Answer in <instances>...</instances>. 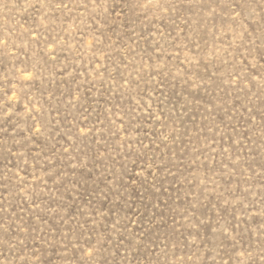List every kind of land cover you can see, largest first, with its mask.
<instances>
[{
	"label": "rangeland",
	"instance_id": "rangeland-1",
	"mask_svg": "<svg viewBox=\"0 0 264 264\" xmlns=\"http://www.w3.org/2000/svg\"><path fill=\"white\" fill-rule=\"evenodd\" d=\"M0 264H264V0H0Z\"/></svg>",
	"mask_w": 264,
	"mask_h": 264
}]
</instances>
